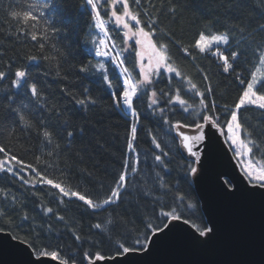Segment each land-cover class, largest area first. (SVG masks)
Returning a JSON list of instances; mask_svg holds the SVG:
<instances>
[{
  "label": "trees",
  "instance_id": "16d2710c",
  "mask_svg": "<svg viewBox=\"0 0 264 264\" xmlns=\"http://www.w3.org/2000/svg\"><path fill=\"white\" fill-rule=\"evenodd\" d=\"M38 2L39 0H0V71L9 73L0 83V90H7L12 95L11 80L15 70L27 68L29 83L38 82V89L41 91L39 103L45 106V113L41 116L47 121L48 127H35L37 119L25 111L29 125L18 123L14 129L0 128V144L10 150V154L22 158L26 164L34 163V158L39 156L42 161L39 170L46 172L48 178L61 183L66 189L79 191L99 202L106 198L109 189L114 186V180L122 170L123 159L131 154L126 149L130 136V116L118 109H111V97L102 83L95 78H87L79 71L83 66L86 72H91L101 60L100 57L87 55L94 51L93 42L97 40V33L88 11L77 6L83 0H59L60 6L55 10L54 23L60 31L47 41L41 34L42 29L25 26L22 16L24 11L31 10ZM129 2L133 11L147 10L151 13V18L158 20L159 36L153 39L167 44L173 66L181 71L182 76L190 78L201 91L211 86L213 94L206 97L205 102L210 104L214 100L218 105V113H223L226 109L235 110V104L243 92V86L236 79L237 74L240 73L242 79L250 78L251 71L259 65V57L254 55V50H258L257 45H264V32L257 30L258 25H264V17L260 16V12L264 11V0H248V4L243 6L241 20H237L230 11L232 5L228 0H141V9L132 5L131 0ZM232 4H235V0H232ZM173 6L174 11H170ZM10 9L21 13L20 18L10 17ZM117 11L122 9L117 7ZM101 13L108 20V16L103 11ZM148 18L141 15L142 20ZM225 26L238 29L230 34L229 48L243 50L244 53L235 66V71L229 73L223 72L222 64L210 52L201 54L193 47L200 31L221 33ZM110 29L121 51L133 47L134 42L121 39L122 32L117 34L111 24ZM146 30L149 29L146 27ZM33 31L37 35V41L30 38ZM127 42L129 48L126 47ZM41 43L45 44L43 50L39 47ZM137 47L127 54L125 60L130 70L135 66L138 71L140 60L135 56V51H139ZM184 49L188 50L187 54L183 53ZM33 56L36 57L34 61L29 59ZM106 67L110 70L113 84H117L119 78L111 72L110 65ZM204 74L209 77L207 81L203 78ZM156 87L165 93L172 90L173 94L175 89L181 88V98L188 100L194 107L199 106V98L191 93L186 94L187 85L180 78H172L170 85L165 79ZM83 88L90 90L89 96L97 100L100 105L98 108L82 110L74 106V100L84 98L81 92ZM16 95L19 103H29L24 88ZM4 104H7L6 100ZM136 106L138 111L145 113V102H137ZM32 108L33 105L29 104V109ZM53 109L56 110L55 113ZM47 113H52L50 119ZM229 117L230 111L228 116H221L225 138L226 124L223 121ZM190 119L191 116H183L179 112L171 117L172 123ZM65 122L70 124L68 130L79 129L88 124L99 131L93 133L86 129L83 138L76 136L69 140L61 127ZM238 122L242 125L240 135L248 142L249 148H252L255 160L264 163V110L252 105L242 106L238 111ZM166 128L167 125L162 126L154 119L146 118V113L141 117L134 141L141 161L140 171L135 181L130 182V191L122 194L123 204L115 214L112 209L92 212L75 198H65L61 203L58 190L47 186L22 185L11 174L0 173V230L11 233L18 240L29 241L27 244L38 255L41 252L50 255L55 252V257L63 262L66 260L69 264H88L85 253L101 252L105 257H111L115 255L117 241L127 239L130 242L144 231V225L134 215L137 206L146 220L154 219L153 211L158 213L177 208L182 213V219L196 228L202 230L208 227L193 178H180L184 171L180 166L191 164L192 161L185 159V154L178 150V142L174 143L172 137L166 134ZM44 131L51 133L50 138L43 137ZM152 136L161 141L162 146H168L166 151L171 149L172 162L167 165L170 175L160 167L149 168L143 163L146 153L159 154L152 150ZM91 137L94 139L89 143ZM97 143L103 147H97ZM85 146L88 151L81 152L80 149ZM48 153L53 155L49 156ZM4 159L6 157L0 154V160ZM43 162L48 164L46 169ZM156 173L160 175L159 180L156 179ZM25 179L38 178L28 175ZM161 183L162 188L159 187ZM144 193L148 194L147 198H144ZM125 206L126 212L123 211ZM48 207L53 209V214L45 215ZM113 215H119L121 220L131 221L127 224L131 235H128L123 226L112 229L108 221ZM59 216L64 219L59 220ZM96 223H101V229L91 227ZM105 227L109 229L110 237L105 233ZM91 258L94 259V256Z\"/></svg>",
  "mask_w": 264,
  "mask_h": 264
},
{
  "label": "snow or ice",
  "instance_id": "6c2138e0",
  "mask_svg": "<svg viewBox=\"0 0 264 264\" xmlns=\"http://www.w3.org/2000/svg\"><path fill=\"white\" fill-rule=\"evenodd\" d=\"M228 3L232 5L230 11L234 13L235 18L241 20L243 6L248 4V0H235V4H232V0H228ZM131 4L137 9H141V0H131ZM59 6V0H39L37 4L32 6L31 10L23 12L22 16L25 26H30L33 29L37 27L41 28V34L46 41L50 36L58 35L60 29L55 26L54 21L55 10ZM77 6L88 11L94 28L101 30L102 33L93 42L94 51L87 53L89 56L100 57L101 60L94 65L93 71L86 72L83 66L79 71L87 78H95L102 83L111 97V109H118L124 112L125 115L130 116V120L128 121L130 136L127 139L126 149L130 150L131 154L125 156L122 162V170L114 180V186L109 189L106 198L99 202L94 201L90 196L82 194L79 191H73L71 188L66 189L61 183L54 182L53 179L48 178L46 172L39 170V166L42 163L39 156L34 158V163L26 164L22 158H18L15 154H10V150H7L2 144H0V154H3L6 159L0 160V173L11 174L22 185H30L32 187L47 186L58 190L61 195V203H63L65 198L68 200L75 198L92 212L112 209V212L115 214L116 210L123 204L122 194L130 191L129 184L135 181L140 171L139 166L141 161L139 153L134 147V141L137 138L140 119L145 113L146 118H152L162 126L167 125L166 134L172 137L174 143L178 142V150L182 153L186 150L185 159L191 160L192 163H185L180 166L184 169L180 178L188 180L190 177L199 178L203 167L201 163L202 157L206 155L205 150L211 140L208 132L211 129H215L217 133L221 135L225 134L221 116H228V112L230 111V117L223 121L226 124V135L228 137L226 142L232 147V151L235 152L236 156L240 158L237 161L238 163L244 157H250L241 163L242 180L253 193L258 191L261 195H264V163H258L255 160V157L252 155V148H247V151H245L246 145L241 141L239 135L242 125L238 122V111L242 106L252 105L260 110H264V91H261L264 88V45H257L258 50H254V55L259 57V65L254 71H251L250 78L242 79L240 73L236 76L239 84L243 86V92L240 95L239 101L235 104V110L226 109L225 112L218 113L216 111L218 105L214 100L210 104L205 102V98L213 94L211 86L209 85L204 91H201L190 78L182 76L181 71L173 66L167 44L158 43L157 40L153 39V37H158L159 33L157 31L158 20L151 18V13L147 10L133 11L129 0H103V2L101 0H83V3H78ZM117 6L122 11H117ZM174 9L175 6L170 11H174ZM102 11L104 15L108 16V23L111 24L117 34L122 32L121 39L134 42L132 48L121 51L110 41L108 24L102 19ZM8 15L19 19L21 13L10 9ZM141 15L149 18L142 20ZM260 16L264 17V11L260 12ZM146 27L149 30H146ZM237 30L236 28H227L225 26L221 33L200 31L194 41L193 47L201 54L210 52L211 56L217 58L222 64L224 73L235 71V66L239 63L241 55L244 54L243 50H231L229 48L230 34ZM257 30L264 32V25H258ZM25 34L27 35V33ZM30 38L32 41H37L35 31L30 34ZM136 46H139L140 49L146 48L149 50L147 65L143 62V51H135V56L140 60L138 71H136L135 66L132 70L125 66L127 54L132 53ZM39 47L43 50L45 44L41 43ZM222 47L223 51H221ZM187 52V49L183 50L184 54H187ZM29 59L34 61L36 57L33 56ZM106 65H110L111 72L114 73L115 77L119 78L117 84H113L110 70ZM133 72H135V75H133ZM8 75L9 73L0 71V83ZM13 75L14 78L11 80L13 94L9 95L7 90H0V128L14 129V126L18 123H22L25 126L29 125V121L24 115L25 111L30 112L33 118L37 119L35 127L47 128L48 123L41 116L42 113H45V106L39 103L41 91L38 89V82L29 83L30 76L27 68H17ZM172 78H180L186 83V94L191 93L199 98L198 107H194L188 100L181 98V88L175 89L173 94L172 90L165 93L156 87L165 79L168 80L170 85ZM203 78L206 81L209 79L207 74H204ZM21 88L25 89L28 104H21L18 101L16 93ZM89 91L88 88H83L81 92L84 98L74 100V106L82 110L98 108L100 105L97 100L89 96ZM5 100L7 101L6 105L4 104ZM137 102H145V113L138 111ZM29 104L33 105L32 109H29ZM52 111L53 113L56 112L55 109ZM177 112L183 116H191L192 119L185 122L176 121L172 123L171 117L177 115ZM51 114L47 113L49 119ZM57 115H60V113H57ZM9 117H12V119L9 120ZM61 127L69 140L74 139L76 136L83 138L86 129H90L93 133L99 131L94 126L88 124L79 129L73 128V130H68L70 127L69 122H65ZM191 131H194L195 134L190 135L189 132ZM42 135L45 139H48L51 133L44 131ZM92 139L94 137L89 139V143L92 142ZM151 144L153 152H158L159 154L152 155L146 153L143 163L149 168L160 167L166 174L170 175L171 173L167 165L172 162L170 157L171 149L169 148L166 151L165 149L168 146H162V142L157 141L155 136L151 137ZM96 146L103 147L98 143ZM80 151L86 153L88 151L87 146L81 148ZM48 155L51 156L53 153H48ZM43 163L46 169L48 164L46 162ZM28 175L38 179H25V176ZM156 179H160L159 173H156ZM159 187L162 188L163 183ZM237 188L238 185L234 184L230 189L225 187V192L231 194L236 192ZM102 189L103 184H101ZM143 195L144 198L148 196L147 193ZM15 199L14 197L13 203H15ZM153 209H155V204H153ZM123 211H127V206L124 207ZM47 214H53L51 207L45 210V215ZM134 215L144 225V231L136 235L130 242L127 239L123 242H116L115 255L107 258L112 260L113 264H116L119 257L127 259L130 254L143 253L145 256L149 255L157 239L163 237L166 230H171V222L180 221L182 218V213L177 208H172L170 211H159L158 213L153 211L154 219L146 220L142 211L139 210V206H137V212ZM58 219L62 221L64 217L59 216ZM24 221H27V216L24 217ZM9 223H11L10 220ZM108 223L112 225V229L123 226L128 235H131V232L127 229V224L131 223V221H124L120 219L119 215H113ZM91 227L97 230L101 229V223H96L91 225ZM214 229L215 226L213 225L205 227L202 230L196 228V232L199 234V237L211 239L215 234ZM104 231L110 237L107 227H105ZM75 238L80 240L79 236ZM25 243H29V241L25 240ZM40 255H49V253L41 252ZM51 255L55 257L57 253L53 252ZM92 256H94V259L91 258ZM39 258L38 256L37 261H39ZM85 259L88 260V264H97L99 261H105L106 257L101 252L94 254L85 253ZM64 264H68V262L65 260ZM119 264H124V262L119 261Z\"/></svg>",
  "mask_w": 264,
  "mask_h": 264
},
{
  "label": "water",
  "instance_id": "95a60500",
  "mask_svg": "<svg viewBox=\"0 0 264 264\" xmlns=\"http://www.w3.org/2000/svg\"><path fill=\"white\" fill-rule=\"evenodd\" d=\"M194 135L195 132H189ZM199 178H193L195 192L209 226L211 239L199 237L190 222H171V230L159 237L151 253L119 257L124 264H264V195L253 193L242 180V172L224 138L211 129ZM186 155V150L183 152ZM238 185L236 192L225 187ZM39 261H37V257ZM97 264H113L107 259ZM0 264H64L49 255H36L31 246L0 230ZM69 264V263H68Z\"/></svg>",
  "mask_w": 264,
  "mask_h": 264
},
{
  "label": "rangeland",
  "instance_id": "374dc122",
  "mask_svg": "<svg viewBox=\"0 0 264 264\" xmlns=\"http://www.w3.org/2000/svg\"><path fill=\"white\" fill-rule=\"evenodd\" d=\"M118 8H119V6H117ZM107 22H108V20H107ZM110 24V23H109ZM126 47L127 48H129V44H128V42L126 43ZM137 48H139V46L137 47ZM214 50V49H213ZM139 51H143V62L145 63V65H147V63H148V55H149V50H147L146 48L145 49H140L139 48ZM239 135H240V131H239ZM227 139H228V137H226ZM240 139H241V141L242 142H244V144L246 145V148H245V151H247V148H249V144H248V142H246V141H244L243 139H242V137H241V135H240ZM234 147V146H233ZM236 155V154H235ZM237 157V156H236ZM236 159H240V158H236ZM247 159H249V157H244L243 158V160H241L240 161V165H241V163H243L245 160H247Z\"/></svg>",
  "mask_w": 264,
  "mask_h": 264
},
{
  "label": "built area",
  "instance_id": "2783aa9c",
  "mask_svg": "<svg viewBox=\"0 0 264 264\" xmlns=\"http://www.w3.org/2000/svg\"><path fill=\"white\" fill-rule=\"evenodd\" d=\"M100 35H102L101 30H99Z\"/></svg>",
  "mask_w": 264,
  "mask_h": 264
}]
</instances>
